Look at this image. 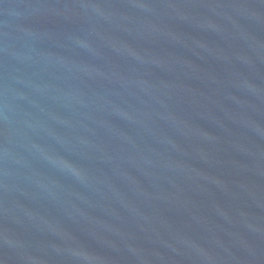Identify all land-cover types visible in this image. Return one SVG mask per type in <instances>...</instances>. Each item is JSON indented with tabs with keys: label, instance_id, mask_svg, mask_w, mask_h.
I'll list each match as a JSON object with an SVG mask.
<instances>
[{
	"label": "water",
	"instance_id": "1",
	"mask_svg": "<svg viewBox=\"0 0 264 264\" xmlns=\"http://www.w3.org/2000/svg\"><path fill=\"white\" fill-rule=\"evenodd\" d=\"M0 264H264V0H0Z\"/></svg>",
	"mask_w": 264,
	"mask_h": 264
}]
</instances>
